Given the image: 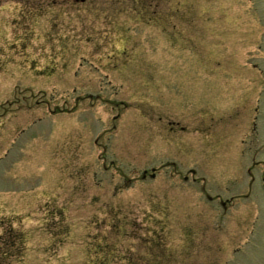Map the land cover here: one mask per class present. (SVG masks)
<instances>
[{
    "label": "rangeland",
    "instance_id": "374dc122",
    "mask_svg": "<svg viewBox=\"0 0 264 264\" xmlns=\"http://www.w3.org/2000/svg\"><path fill=\"white\" fill-rule=\"evenodd\" d=\"M0 264H264V0H1Z\"/></svg>",
    "mask_w": 264,
    "mask_h": 264
},
{
    "label": "flooded vegetation",
    "instance_id": "af4514ba",
    "mask_svg": "<svg viewBox=\"0 0 264 264\" xmlns=\"http://www.w3.org/2000/svg\"><path fill=\"white\" fill-rule=\"evenodd\" d=\"M1 1V0H0ZM18 1H20V0H18ZM35 1H37V0H35ZM70 1V0H69ZM71 1H73V2H78V3H85L86 2V0H84V1H82V0H71ZM169 125H171L172 127L175 125V126H178L179 124H177V123H173V122H171V121H169ZM184 128H181V131L183 130ZM172 131H174V128H172ZM250 171V170H249ZM154 172V171H153ZM145 176H146V173H145Z\"/></svg>",
    "mask_w": 264,
    "mask_h": 264
},
{
    "label": "water",
    "instance_id": "95a60500",
    "mask_svg": "<svg viewBox=\"0 0 264 264\" xmlns=\"http://www.w3.org/2000/svg\"><path fill=\"white\" fill-rule=\"evenodd\" d=\"M82 1H84V0H82Z\"/></svg>",
    "mask_w": 264,
    "mask_h": 264
}]
</instances>
